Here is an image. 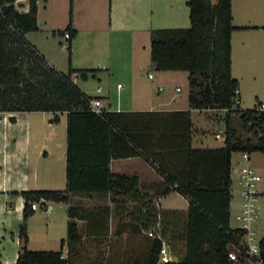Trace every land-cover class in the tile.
<instances>
[{
  "label": "trees",
  "instance_id": "16d2710c",
  "mask_svg": "<svg viewBox=\"0 0 264 264\" xmlns=\"http://www.w3.org/2000/svg\"><path fill=\"white\" fill-rule=\"evenodd\" d=\"M14 1L0 0V112H50L53 121L58 120L57 113L67 114L66 186L20 193L25 203L15 264H73L81 240L77 221L84 223L85 238H105L110 235L112 212L117 220L114 234L129 233L139 245L129 252L126 263L107 264H229L227 254L237 251L244 235L230 226L231 155L264 153V110L258 104L240 109L238 81L231 76L230 35L236 29L231 24V0H188L189 28L149 34L151 69L187 73L190 109L225 110L224 145L219 148L191 146L189 110L91 112L94 97L83 93L72 76L86 79L95 70L63 73L49 66L25 38L38 30L36 0H29L27 12L16 10ZM66 31L73 35L70 26ZM232 114L253 131L255 142L240 136L232 126ZM132 157L142 158L162 178L160 196L176 192L186 198V211L159 209L140 191L137 177L110 171L112 160ZM75 195H111L114 206L69 205L60 250H28L30 203L40 199L68 203ZM150 231L154 237L147 235ZM162 242L175 261L158 262ZM258 246L264 264V229Z\"/></svg>",
  "mask_w": 264,
  "mask_h": 264
},
{
  "label": "crops",
  "instance_id": "0c3cea01",
  "mask_svg": "<svg viewBox=\"0 0 264 264\" xmlns=\"http://www.w3.org/2000/svg\"><path fill=\"white\" fill-rule=\"evenodd\" d=\"M187 1L38 0L36 13L38 30L26 33L25 38L44 57L47 64L59 72L67 73L69 69L95 70L94 73L88 74L86 79L89 76L97 77L105 87L98 86L100 90L96 89L94 95L87 93L80 85L81 78L78 74H73V81L86 95L100 98L106 110L110 112L189 110L192 123L191 146L219 148L222 146L210 145L212 143L210 134L224 145L225 129L217 132L213 131V127L221 119V114L225 115V110L190 109L188 90L180 95L182 89L172 87L179 79L178 73L182 71H154L150 65V31L189 28ZM231 15V24L236 28L230 35L231 64L235 50L247 56V60L250 61L257 47L264 41V0H231ZM68 26L73 35L66 40L64 34ZM65 43L69 47L68 50L62 47ZM57 116L58 120L53 121L54 114L50 112H0L1 264L16 262L20 245L18 232L23 222L25 203L20 193L32 190H63L66 186L67 114L57 113ZM234 116L238 115L232 114L231 122ZM11 118L13 121L10 120ZM52 151L56 154L50 153ZM52 160L55 165H60L58 178L57 173H52L56 168L52 169L47 165V162ZM35 162L36 165L44 163L43 167L38 169L34 165ZM238 165L241 166L240 162ZM109 168L114 174L137 177L140 191L150 197L159 209L186 211L188 200L176 192L171 193L183 197L186 205L163 206L164 200L171 193L166 196L159 195L162 178L142 158L112 160ZM234 171L231 155V228H235L232 226V217L238 205L232 187ZM61 185L63 187H60ZM256 192L257 201L259 192L257 190ZM76 197L78 196H71L70 201ZM241 201L240 192L239 209L235 216L240 211ZM55 204L58 207L62 205V203ZM66 210L58 230H55V225L59 223L50 219L51 214H55L54 208L49 204V210L43 212L46 219L43 224L45 228L39 229L37 236V243L43 246L40 248H46L45 246L50 242L60 244V240L65 239L58 238L62 234L61 225L66 227ZM36 211H32V215L26 220V247L30 251L34 249L31 246L32 228L39 217ZM256 220L253 228L255 233ZM77 226L80 232L84 223L77 221ZM50 227H52V236L56 239L54 241L49 238ZM123 235L131 237L129 233ZM66 255L67 246L64 245L62 257ZM229 264L250 263L247 260H239Z\"/></svg>",
  "mask_w": 264,
  "mask_h": 264
},
{
  "label": "rangeland",
  "instance_id": "374dc122",
  "mask_svg": "<svg viewBox=\"0 0 264 264\" xmlns=\"http://www.w3.org/2000/svg\"><path fill=\"white\" fill-rule=\"evenodd\" d=\"M231 74L233 77L238 79V94L237 99L239 100L240 109H253L255 105L264 100V41L257 47L256 52L252 60L248 61L247 56L242 55L238 51H234L233 53V62L231 64ZM179 79L176 80V83L173 84L174 87H179L182 89L180 95L185 94L188 90V82H187V73L179 72ZM80 85L84 88V90L90 95L95 94V90L98 86L102 88L105 85L98 81L97 77L89 76L86 80L79 79ZM174 83V82H173ZM185 85V88H183ZM114 98V95H113ZM221 119L217 121L215 126L213 127V131H219L225 129V120L224 114H221ZM232 126L237 130L242 138H249L252 142H255L256 138L253 134V131H249L244 128L240 122L239 116H234L232 120ZM212 135V136H211ZM210 139L212 146H223V142L220 140H215L213 134H210ZM197 147V146H195ZM54 151L50 152L53 153ZM55 153V152H54ZM56 154V153H55ZM241 152H233L232 153V161L234 166V173L232 175L233 178V192L234 197L237 199L238 205L240 204V192L241 185L239 180V165H245L246 162L241 157ZM249 157V161L247 164L254 170V172L258 176V181L256 183V190L259 192L257 203V229L254 235L256 241L262 236L264 229V153L262 152H253L247 153ZM53 161V162H52ZM48 161L47 165L52 169L56 168L52 173H57L56 177L58 178L60 165L57 166L54 164V160ZM46 162V160L44 161ZM44 163H39L34 165L41 169ZM60 187H63L62 185ZM61 189V188H58ZM48 203L54 208L55 214H51L50 219H54L56 221L55 230L60 228V222L63 221L62 217L65 213V210L68 205H82L85 208H94L95 206L109 205L113 209V203L111 202V195H92L90 197L87 196H78L74 198L69 204L62 203L61 207H58L54 202L48 201ZM186 202L183 197L176 193H171L164 200V207H184ZM233 212L232 217V226L237 227L239 222L235 219V214L238 211L239 207ZM44 211L38 209L36 214L39 215L37 222L34 223V227L32 228V241L31 246L34 247L33 251H58L60 249V244L58 242H50L44 248L40 244L37 243L38 240V232L39 229L45 228L43 226L45 222V215H43ZM116 218L112 212L110 218V235L105 238L99 239H88L83 236L84 230L83 226L80 228V236L81 240L75 246V256L73 257V264H107L108 262H123L126 263L129 252L131 250L138 249L139 239H133L132 237H128L127 235L116 236L114 234L115 226H116ZM62 224V223H61ZM62 234L58 239L66 238V227L65 225H61ZM52 227L49 229V238L54 241L53 233L51 232ZM57 239V241H59ZM56 240V239H55ZM254 243V242H253ZM172 260L175 261L176 258L172 256Z\"/></svg>",
  "mask_w": 264,
  "mask_h": 264
},
{
  "label": "built area",
  "instance_id": "2783aa9c",
  "mask_svg": "<svg viewBox=\"0 0 264 264\" xmlns=\"http://www.w3.org/2000/svg\"><path fill=\"white\" fill-rule=\"evenodd\" d=\"M38 0H36L37 3ZM13 5L16 10L23 12L28 10L29 0H15ZM64 38L68 40L70 35L68 32L64 34ZM62 47L67 48L68 45L65 43ZM99 91L100 88H97ZM89 109L96 115H101L104 112V105L100 98H93L89 102ZM258 109L264 110V100L258 103ZM241 157L246 162L245 165L240 166L238 170L239 180L241 185V205L240 211L235 216V219L239 222L237 229L244 231V235L240 239L236 250H231L227 254L228 260L230 262H238L239 260H247L250 264H263L259 255L258 241L255 240L254 235V222L257 216L256 209V183L258 181V176L254 170L247 164L249 157L247 153L241 152ZM30 210L36 211L38 209L47 212L49 210V203L44 199L34 201L30 203ZM149 237H154L152 231L148 232ZM254 242V243H253ZM237 252L242 253L239 255ZM172 261V255L165 242H162L161 248L159 250V263H167Z\"/></svg>",
  "mask_w": 264,
  "mask_h": 264
}]
</instances>
